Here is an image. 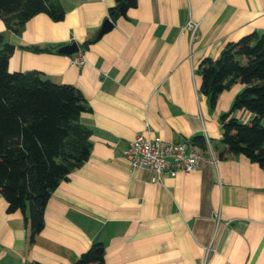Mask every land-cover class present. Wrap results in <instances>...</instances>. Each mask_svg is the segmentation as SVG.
Instances as JSON below:
<instances>
[{
    "label": "crops",
    "instance_id": "1",
    "mask_svg": "<svg viewBox=\"0 0 264 264\" xmlns=\"http://www.w3.org/2000/svg\"><path fill=\"white\" fill-rule=\"evenodd\" d=\"M61 3V20L39 12L18 33L0 20V33L13 45L10 71L35 70L83 95L89 155L50 192L32 238L28 208L8 212L0 194V264H73L96 242L105 264H264L263 169L243 155L209 161L222 146L219 117L244 85L223 90L211 108L198 73L227 42L264 32V0H136L101 34L115 0ZM189 21L198 23L193 34ZM72 42L77 52L58 51ZM77 53L80 65L70 62ZM234 116L252 118L245 109ZM139 133L174 142L202 135L204 160L152 180L122 156Z\"/></svg>",
    "mask_w": 264,
    "mask_h": 264
},
{
    "label": "trees",
    "instance_id": "2",
    "mask_svg": "<svg viewBox=\"0 0 264 264\" xmlns=\"http://www.w3.org/2000/svg\"><path fill=\"white\" fill-rule=\"evenodd\" d=\"M135 4L136 0H115L107 19L114 20ZM39 12L58 21L65 10L61 0H0V20L16 33ZM12 51L13 45L0 33V194L8 212L28 208L32 238L43 227L50 192L88 158L90 131L79 122L88 107L71 84L55 83L35 70L10 71ZM198 73L199 92L211 108L223 90L237 82L244 85L219 117L222 146L216 147L217 158L243 155L264 172V32L252 31L227 42L216 59H202ZM239 109L252 118L237 119L234 112ZM190 142L200 150L207 147L202 135ZM103 255V244L96 242L73 264H105Z\"/></svg>",
    "mask_w": 264,
    "mask_h": 264
},
{
    "label": "built area",
    "instance_id": "3",
    "mask_svg": "<svg viewBox=\"0 0 264 264\" xmlns=\"http://www.w3.org/2000/svg\"><path fill=\"white\" fill-rule=\"evenodd\" d=\"M198 23L189 21L186 28L194 33ZM83 54L71 55L70 62L83 63ZM122 156L131 168L151 173L159 181L163 175L187 174L200 166L204 160L201 150L190 141H167L159 136L137 134L129 140L122 150ZM218 158L212 156L209 161L215 164Z\"/></svg>",
    "mask_w": 264,
    "mask_h": 264
},
{
    "label": "water",
    "instance_id": "4",
    "mask_svg": "<svg viewBox=\"0 0 264 264\" xmlns=\"http://www.w3.org/2000/svg\"><path fill=\"white\" fill-rule=\"evenodd\" d=\"M125 9V6L123 4L120 5L119 10L123 11ZM112 26V22L107 20H104V22L101 25V28L99 30L98 34H101L105 31H107L110 27ZM78 49V45L76 42H72L70 44H66L64 46L59 47L58 51L61 53H66V54H72L73 52H77Z\"/></svg>",
    "mask_w": 264,
    "mask_h": 264
}]
</instances>
